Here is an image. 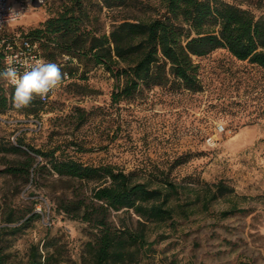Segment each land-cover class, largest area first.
<instances>
[{
    "label": "rangeland",
    "instance_id": "374dc122",
    "mask_svg": "<svg viewBox=\"0 0 264 264\" xmlns=\"http://www.w3.org/2000/svg\"><path fill=\"white\" fill-rule=\"evenodd\" d=\"M225 1L264 16V0ZM60 2L45 0L26 12L12 26L14 33L38 26ZM136 3L146 10L132 9L129 16L159 8V0ZM195 60L201 91L155 86L116 104L109 73L97 66L82 78L79 69L41 106L39 130L32 116L10 107L7 116L13 122L0 123V142L15 144L19 138L44 152L59 148L55 154L61 151L89 165L112 164L134 171L139 180L157 182L168 174L187 188L223 180L234 188L232 200L243 211L222 217L228 199L207 209H184L172 222L152 226L155 243L139 264H264V67L239 60L226 48ZM31 154L35 162L27 176L6 171L22 155L0 151V227L19 225L35 211L41 215L14 234H0L5 262L25 264L31 245L48 242L55 254L51 264H81L87 224L57 209L54 201L86 188L47 169L36 170L44 159ZM8 212L15 221H6Z\"/></svg>",
    "mask_w": 264,
    "mask_h": 264
},
{
    "label": "trees",
    "instance_id": "16d2710c",
    "mask_svg": "<svg viewBox=\"0 0 264 264\" xmlns=\"http://www.w3.org/2000/svg\"><path fill=\"white\" fill-rule=\"evenodd\" d=\"M132 9L144 11L146 6L138 7L136 0H61L54 13L19 35L37 42L43 58L59 64L70 79L79 69L80 77L86 78L90 70L101 66L114 79L111 101L115 104L133 98L142 88L155 86L201 91L195 58L217 48L264 67V16L256 17L237 4L159 0L153 14L129 16ZM13 94L14 87L0 81V114H7L13 106ZM46 104L37 98L23 109L24 115L39 117L38 111ZM14 143L0 142V151L24 157L17 165L8 166L7 172L28 176L35 162L32 152L44 159L37 162L36 170L47 169L85 186L84 192L72 190L69 196L54 201L57 209L87 224L89 239L81 264H139L155 243L150 240L152 226L172 222L175 214L190 207L207 209L215 201L228 199L231 204L219 212L222 217L243 211L232 200L234 188L223 180L203 182L197 188L174 182L168 174L157 182L139 180L134 171L112 164L89 165L61 151L55 154L59 148L44 152L19 138ZM40 216L35 211L19 225L0 227V234H14ZM6 221H15L11 212ZM54 255L48 242L42 246L38 242L31 245L25 264H51ZM0 264H8L1 248Z\"/></svg>",
    "mask_w": 264,
    "mask_h": 264
},
{
    "label": "clouds",
    "instance_id": "9594fccd",
    "mask_svg": "<svg viewBox=\"0 0 264 264\" xmlns=\"http://www.w3.org/2000/svg\"><path fill=\"white\" fill-rule=\"evenodd\" d=\"M16 63L14 58H8L7 66L0 70V81L14 87L12 103L17 110L28 108L37 98L46 100L66 78L59 64L42 58L20 61L24 65L22 72L15 66Z\"/></svg>",
    "mask_w": 264,
    "mask_h": 264
},
{
    "label": "built area",
    "instance_id": "2783aa9c",
    "mask_svg": "<svg viewBox=\"0 0 264 264\" xmlns=\"http://www.w3.org/2000/svg\"><path fill=\"white\" fill-rule=\"evenodd\" d=\"M45 0H0V70L7 66L9 57L14 58L17 63L16 67L22 72L24 65L20 63L23 60L31 61L33 58H43L36 42L14 34L12 26L17 23L29 10L34 7H39ZM45 60V59H44ZM66 78L63 82L70 79L69 73L64 72ZM51 92L47 99L41 102L47 103L53 96ZM33 125L35 130H39L42 126V121L39 117H33ZM13 122V119H8L7 114H0V123L6 124Z\"/></svg>",
    "mask_w": 264,
    "mask_h": 264
}]
</instances>
